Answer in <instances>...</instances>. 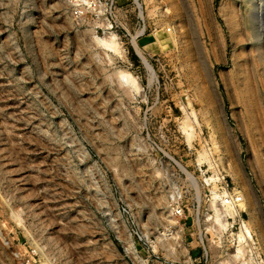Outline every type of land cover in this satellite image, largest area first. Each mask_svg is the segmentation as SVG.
Instances as JSON below:
<instances>
[{"label":"rangeland","instance_id":"1","mask_svg":"<svg viewBox=\"0 0 264 264\" xmlns=\"http://www.w3.org/2000/svg\"><path fill=\"white\" fill-rule=\"evenodd\" d=\"M115 1L0 0V264H264L246 4Z\"/></svg>","mask_w":264,"mask_h":264},{"label":"bare ground","instance_id":"2","mask_svg":"<svg viewBox=\"0 0 264 264\" xmlns=\"http://www.w3.org/2000/svg\"><path fill=\"white\" fill-rule=\"evenodd\" d=\"M242 1L246 4L247 16L250 20L249 22H250L251 29H253L252 30L253 34H251V35H253L254 40H252V41H254V43L258 44L259 49H264V27L262 26V23H261V20L264 18V0H242ZM243 33H245V32H243ZM96 40L111 50H116V51L119 50V44L117 43V40L114 36H110L109 38L108 37L107 38L96 37ZM260 57H263V56L261 55ZM120 77L127 79L130 76H129V74H127L125 72H121ZM214 194H215L214 198H216V199L220 198L221 199V197H222L221 195H218L216 193H214ZM240 195H241L240 196L241 198L239 199L241 201L240 204L245 206L246 205L245 194L243 192H240ZM216 199L214 201L215 204L217 202ZM224 199L225 198L221 199V201L224 202ZM214 202H213V206H214ZM233 206H234V204H232V206L224 207V211L226 213V214L225 213L224 214L225 215H235L237 212L235 211V208H233ZM217 208L218 207L216 206V209ZM220 209H222V207ZM220 209H217V212H216L217 218L218 217L220 218V216H221L220 211H222L223 209L222 210H220ZM221 225L226 226V223L225 224L221 223ZM236 251H237L236 256H240V254L242 253L243 250L240 247Z\"/></svg>","mask_w":264,"mask_h":264},{"label":"built area","instance_id":"3","mask_svg":"<svg viewBox=\"0 0 264 264\" xmlns=\"http://www.w3.org/2000/svg\"><path fill=\"white\" fill-rule=\"evenodd\" d=\"M82 4L79 6V8L76 11V15L79 17H82L84 14L90 12H98L100 13L103 8H109L114 7L116 8V1L115 0H81ZM241 195H235L234 197H228L224 200L225 205L231 206V204H236L240 203L241 201L239 200ZM226 206V207H227Z\"/></svg>","mask_w":264,"mask_h":264}]
</instances>
